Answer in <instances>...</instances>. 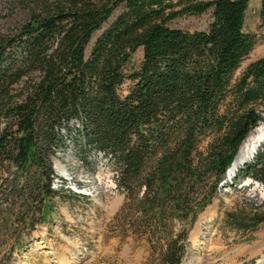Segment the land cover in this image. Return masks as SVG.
I'll return each instance as SVG.
<instances>
[{"label":"trees","instance_id":"16d2710c","mask_svg":"<svg viewBox=\"0 0 264 264\" xmlns=\"http://www.w3.org/2000/svg\"><path fill=\"white\" fill-rule=\"evenodd\" d=\"M250 1L20 0L29 19L0 33V199L11 215L29 205L43 214L56 194L52 160L72 138L82 163L91 151L113 158L122 210L136 205L150 221L159 264H180L188 230L169 239L167 220L196 218L263 119L264 57L236 75L257 43L244 32ZM209 11L204 31L170 26ZM246 179L264 192V144L233 182ZM226 220L264 226V198Z\"/></svg>","mask_w":264,"mask_h":264},{"label":"rangeland","instance_id":"374dc122","mask_svg":"<svg viewBox=\"0 0 264 264\" xmlns=\"http://www.w3.org/2000/svg\"><path fill=\"white\" fill-rule=\"evenodd\" d=\"M259 10L260 0H251L245 14L244 32L254 36L257 43L236 75L264 57V23L260 20ZM122 11L123 7H119L102 29L93 34L87 53L101 31ZM28 19V9L20 0H0V33L14 29ZM210 22L211 11L199 16H184L170 26L190 32L204 31ZM141 58L139 49L133 55L132 65H138ZM128 85L122 87L124 92ZM262 117L259 125L264 124V113ZM70 125L76 127L77 123ZM88 155L87 164L78 160L72 138L56 152L52 160L54 175L51 183L56 194L47 200L42 215L35 205H29L25 214V208L18 211L16 207L17 211L12 210L11 215L10 201L0 199V264L160 263L162 244L155 243L153 238L150 241V221L136 219V205L122 210L126 196L123 191L117 192L113 158L99 156L94 151ZM256 183L222 181L210 203L192 222L178 218L167 220L169 239L174 240L181 230H188L180 264H250L252 261L251 264H264V226L254 231H242L226 220L227 214L262 204L263 189ZM209 211L213 217L203 219L198 242L192 243V233ZM23 217L25 223H21Z\"/></svg>","mask_w":264,"mask_h":264},{"label":"bare ground","instance_id":"6f19581e","mask_svg":"<svg viewBox=\"0 0 264 264\" xmlns=\"http://www.w3.org/2000/svg\"><path fill=\"white\" fill-rule=\"evenodd\" d=\"M263 144H264V124H260L255 130H253L247 136V138L241 144L239 151L234 158V161L232 162L230 168L228 169L225 175V180L227 182L233 181V179L237 176L239 171L245 165L253 161L260 146ZM244 183L245 184L251 183V181L246 180ZM116 188H117V185H116ZM117 192H118V189H117ZM212 217H213V214L210 211L203 215L200 223L198 224L195 231L191 235L192 243L198 242L197 239L201 234L200 228H201V222L203 221V219H211Z\"/></svg>","mask_w":264,"mask_h":264},{"label":"built area","instance_id":"2783aa9c","mask_svg":"<svg viewBox=\"0 0 264 264\" xmlns=\"http://www.w3.org/2000/svg\"><path fill=\"white\" fill-rule=\"evenodd\" d=\"M114 182H117V181H114Z\"/></svg>","mask_w":264,"mask_h":264}]
</instances>
